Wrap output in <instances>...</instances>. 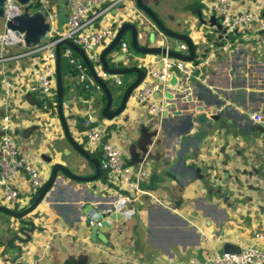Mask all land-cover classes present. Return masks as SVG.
Listing matches in <instances>:
<instances>
[{
  "label": "crops",
  "instance_id": "obj_1",
  "mask_svg": "<svg viewBox=\"0 0 264 264\" xmlns=\"http://www.w3.org/2000/svg\"><path fill=\"white\" fill-rule=\"evenodd\" d=\"M50 1L58 9L65 3V0ZM143 1L170 30L189 34L195 44L207 46L211 43V51L230 41L234 44L229 52L220 50L214 56L207 67L205 83L193 82L192 89L187 90L188 86L181 81L179 86L170 90L174 98L165 113L167 117L152 118L144 108L130 106L120 117L106 120L101 117L106 105L104 99L94 102L96 120L100 123L108 121L117 133V142L127 163L139 162L146 153L152 159L151 174L141 184L148 195L141 197L139 203L121 206L117 194L103 189V180L80 184L59 173L56 187L28 216L36 224L37 231L33 234L32 243L26 247L28 251L20 264H188L192 248L205 249L203 252L208 253L223 249L226 243L242 248L253 242L252 232H264V146L248 147L239 139L236 141L238 147H234L220 140L211 152L207 148L201 153L192 149L191 154L182 155L184 163L176 171V176L168 172L178 160L173 152L178 139L173 127L182 124L199 108L204 107L211 113L219 108L226 112L232 108L240 114L249 110L251 121L264 123V96L252 97L249 92L250 89L261 91L264 88V47L247 41L243 33L230 36V41H227L221 18L213 11L216 0ZM254 1H240L235 10H249ZM106 22L134 24L140 44L152 45L148 29L152 21L138 9L136 0H130L119 10L112 11L104 19ZM4 28V23L3 26L0 24V32ZM248 33L251 31L248 30ZM127 34L131 37L130 32ZM174 41L170 40L169 46L173 51H179L183 42ZM16 48L22 51L24 47ZM10 54L19 53L9 48L5 55ZM2 56L5 57L0 51V120L9 116L12 132L22 151L34 156L38 165L42 164L46 181L56 164H62L78 175H93L94 167L82 156L78 166L70 167L68 160L74 152L65 138L58 112H43L29 89L40 65V55L7 61H2ZM134 66H139V62L137 65L117 67ZM95 69L100 72L99 68ZM134 79L135 75L130 78L129 85ZM123 82L122 88L108 85L113 95V109L120 106L123 89L125 85L129 86L124 78ZM7 83L12 84L10 95L5 93ZM67 87L65 116L74 138L84 143L87 107L83 104L84 95L78 75L67 77ZM255 115L260 117L259 121L254 120ZM50 124H58L62 137H59L58 147L54 149V161L48 164L47 151L42 148L47 143L45 139ZM235 131L232 130V133ZM154 133L157 136L150 139ZM2 134L0 127V138ZM156 140H160L162 145L147 146L149 141ZM230 141L233 142V138ZM65 144L71 149H67ZM94 154L92 157L101 160L100 152ZM63 155L65 159H61ZM255 170L259 173L250 178L242 175L245 171ZM201 176L203 180H200ZM238 177L239 182L236 181ZM17 181L23 199L20 207L24 209L30 206L32 199L26 195L29 182L22 175ZM220 189L222 194H218ZM87 201L101 215L105 214L102 206L110 205L116 209L115 221L108 220L111 226L100 228L97 236L93 234L94 227L87 225L89 215L84 213ZM0 205L12 208L3 202L1 188ZM16 223V220L0 212V232H5L0 234V252L10 238L8 231ZM195 254L199 258L204 256V253L196 251Z\"/></svg>",
  "mask_w": 264,
  "mask_h": 264
},
{
  "label": "built area",
  "instance_id": "obj_2",
  "mask_svg": "<svg viewBox=\"0 0 264 264\" xmlns=\"http://www.w3.org/2000/svg\"><path fill=\"white\" fill-rule=\"evenodd\" d=\"M129 1L65 0L68 22L60 30L58 26L59 9L52 1L38 0L27 6H22L18 0H7L4 19L2 20L5 28L4 31L0 32V51L5 56L4 58L2 56V61L40 55V65L35 77L29 84V89L36 96L41 110L46 113L58 112L56 45L64 40L72 41L84 50L92 65L100 69L98 76L107 85L112 83L118 88H122L124 86L122 76L103 71L100 53L111 45L119 30V26H115L114 22L104 23V19L112 11L119 10ZM240 1L244 0L215 1L213 11L221 18L224 38L230 41V36L243 33L246 35L247 41L264 47V0H255L254 6L250 7L249 10L238 12L235 10V6ZM37 8L39 12L44 14L46 23L50 27L49 40L38 46L27 48L25 35H16V32L8 29L6 24L25 12L33 14ZM148 29L152 35L151 47L163 48L167 51L172 50L169 46L172 39L165 36L154 23L150 22ZM248 30L251 31L250 34ZM233 44L234 42L230 41L225 45L218 46L211 52L205 50L201 58L197 56L196 61L192 62L171 57L169 54L153 55L146 58L145 56L144 58L136 56L135 59L146 72V76L129 98L126 110L130 106L144 108L152 118H164L170 105L168 98V95L172 94L170 90L179 86L181 81L188 86L187 90L192 89L193 82L205 83L208 77L207 67L213 62L214 56L220 50L224 53L229 52ZM12 47H24L26 51L17 55H5L6 51ZM114 52L115 55L126 56V59L131 56L130 45L124 39L121 40ZM176 52L188 53L187 45L183 43L179 51ZM64 55L68 65L78 70V80L82 87L93 89L97 94L101 93V86L87 73L85 66L76 59L74 51L70 47L65 46ZM173 77L177 80L175 85L171 84ZM11 89L12 84L7 83L5 93L10 95ZM95 101L94 97L83 100V104L87 107L84 116L85 149L92 154L100 152V164L104 174L103 189L117 194L121 206L139 203L141 197L148 195V192L142 189L141 184L150 176L153 161L148 153L137 163H127L124 160L123 152L117 142V133L111 129L108 121L100 123L95 118ZM254 120L259 121L260 117L255 115ZM0 127L3 132L0 138L2 199L12 209H18L21 208L20 205L23 200L17 181L20 175L29 182V192L26 195L31 198L38 194L44 186L46 182L45 172L42 164L38 165L34 156L22 151L16 136L12 132L9 116L0 120ZM105 138L107 142L102 144ZM87 225L90 228L97 227L98 229L104 227L101 219L95 220L94 218H89ZM252 238L253 242L250 245L240 247L239 253L213 251L201 259L196 256L195 252H192L188 258V264H264V232H252Z\"/></svg>",
  "mask_w": 264,
  "mask_h": 264
},
{
  "label": "water",
  "instance_id": "obj_3",
  "mask_svg": "<svg viewBox=\"0 0 264 264\" xmlns=\"http://www.w3.org/2000/svg\"><path fill=\"white\" fill-rule=\"evenodd\" d=\"M7 0H0V20L4 19L5 5ZM38 0H18L22 6H27ZM137 7L140 11L148 16V18L157 26V28L168 38L183 42L188 47V53H179L173 50L167 51L163 48L151 47V46H142L138 39V29L137 27L129 22H124L122 24H116L119 26L117 36L111 45L103 50L100 53V61L102 69L104 72L112 75H135L134 81L127 87L124 91L122 101L120 106L117 109H113V95L107 85V83L98 76V72L92 63L88 60L84 50L76 45L74 42L69 40H64L59 42L56 45V56H57V101H58V116L64 131V135L68 143L72 148L80 154L87 162L93 164L95 173L91 176H82L75 174L73 171L68 169L62 164H56L52 168V172L49 176V179L45 182L44 186L41 188L38 194L32 196L30 201V206L27 208H18L12 209L6 206L0 205V212L6 214L11 219L16 220L18 225H13L8 231L10 238L5 242L4 248L0 252V264H20V261L26 256L28 251V244L32 243L33 234L37 231V226L34 222L28 219V216L32 214L48 197L52 192L54 187L59 182L58 174L62 173L64 176L70 180L80 183V184H91L99 180L102 176L103 171L101 169L100 160L92 157V155L85 149L84 143L78 142L72 135L67 118L64 112V100H65V90L64 82L62 77V47H70L76 54L80 56V62L84 63L89 70L92 78L101 86L102 93H95L94 99H106V105L102 111V116L106 120H114L126 111L127 103L131 97L134 90H136L144 80L146 72L141 66H134L130 68H119L115 64L126 61V56L124 55H115V50L121 40L127 33H131V48L138 54L143 56H153L161 54H169L171 57L181 59L186 62L196 61L199 53V44H195L189 34H180L173 30H170L160 17L149 8L143 0H136ZM123 7V6H121ZM120 7V8H121ZM68 10L66 8V3L60 5L58 13V26L59 29L62 28L68 22ZM264 17V12H263ZM6 27L12 31L16 32V35L24 34L25 35V46L27 48L35 47L43 42L49 40V25L46 23L45 16L43 13L36 9V12L30 14L28 12L23 13L22 15L14 17L12 20L8 21ZM113 55L111 60H108V56ZM137 61V60H136ZM176 78L173 77L171 84H176ZM264 83V80H263ZM250 95L252 97L264 96V88L261 91L250 89ZM168 98L173 99L174 96L168 95ZM170 103V102H169ZM171 106L168 107V110ZM173 107V106H172ZM250 111H246L243 114H240L238 111L228 108V111H221L220 108L211 113L205 110L204 107L199 108L196 112L188 115L185 121L173 127V133L178 139L173 146V152L177 155V162L169 168V173L173 176H176V171L180 166L183 165L184 160L182 155L191 154V150H197L199 153L203 151L204 148H207L211 152L212 148L215 147L220 140H223L225 144H231L234 147H238L237 140H241L243 144L248 147H258L264 146V123L263 122H253L249 119ZM167 114H165V117ZM236 130L232 133V130ZM157 133H154L150 139L155 138ZM233 138V142L230 139ZM208 140L210 142H208ZM151 141V140H150ZM147 143L151 146H161V141L156 140L150 143ZM107 139L105 138L102 141V144H105ZM224 147V146H223ZM222 147V148H223ZM225 148V147H224ZM223 148V151H224ZM226 149V148H225ZM146 151V150H145ZM147 154V153H146ZM241 155V152L239 153ZM229 157H227V160ZM49 161V160H47ZM258 174V170L254 172H243V176H248L249 178L253 174ZM240 178L236 179L239 182ZM200 180H203L202 176ZM242 183V182H241ZM253 187V186H251ZM254 189V187H253ZM218 194H222V190H219ZM228 198L225 199L227 201ZM87 210L84 213L89 215V218L96 219H105L103 222L104 226L110 227L108 220L115 221L116 209L110 205L102 206V210L105 214L101 215L96 212L91 206L90 202L87 201ZM85 208V209H86ZM89 208V211H88ZM103 218V219H102ZM98 228H93L94 236H97ZM5 232H0L3 235ZM93 236V238H95ZM223 252L229 253H239L240 247L235 246L229 243H226L223 248Z\"/></svg>",
  "mask_w": 264,
  "mask_h": 264
},
{
  "label": "rangeland",
  "instance_id": "obj_4",
  "mask_svg": "<svg viewBox=\"0 0 264 264\" xmlns=\"http://www.w3.org/2000/svg\"><path fill=\"white\" fill-rule=\"evenodd\" d=\"M66 3V2H65ZM218 18V20H220L219 19V17H217ZM0 24H2V26H3V21L2 20H0ZM127 42H128V44L130 45V52H131V56L126 60V61H124V62H120V63H118V64H115L116 66H120V67H127V66H129L130 64H135V65H137L138 64V62L136 61V56H139V54L138 53H136L135 51H133L132 49H131V37H130V35L129 34H127L126 36H125V38H124ZM151 42H152V35H151V37L149 38V43L151 44ZM172 42H175L174 40H172ZM173 47V46H172ZM199 53H198V57L199 58H201L202 57V55H203V52L205 51V50H208V49H210V52H211V50H212V48H211V43H209L207 46H203V45H200L199 47ZM173 49H175L174 47H173ZM12 50L14 51V52H16V53H22L24 50H25V48H23V50L21 51L19 48H16V47H12ZM139 57H144V56H139ZM112 59V55H110V56H108V60H111ZM133 76V74L131 75H125V76H122L126 81H127V86L129 85V83H130V78ZM110 86H112V83H110ZM127 87H126V85H125V87H124V89H123V91H125V89H126ZM112 89H114V88H112ZM67 92H68V87H67V90H66ZM48 137L45 139L46 140V145H45V147L44 148H42V149H44L45 151H47V156H46V158L49 160L48 161V164H50V163H52V161H54L53 160V157H52V155H54L53 153H54V149L56 148V147H58V145H57V143L59 142V137H62L61 136V130L59 129V127H58V124H53V125H49L48 126ZM63 141H64V139H63ZM62 141V142H63ZM65 146H66V148L67 149H71V147L69 146V145H66L65 144ZM72 152H74L73 154L74 155H72L71 157H70V159L68 160V163H69V165H70V167H76V166H78L80 163H79V160H80V154H78L73 148H72ZM92 156H95V154H92V153H90ZM67 156H70L69 154H67ZM96 157H98L97 155H96ZM61 159H65V157H64V155L61 157ZM91 166V165H90ZM50 167H52L51 165H50ZM230 193V192H229ZM222 198V197H221ZM193 250V252H197V253H204V255H206L208 252H203L205 249H198V250H195V248H192ZM215 251H218V252H223V249L222 248H219L218 250H215ZM213 252V251H212ZM209 254V253H208ZM201 259H203V258H201Z\"/></svg>",
  "mask_w": 264,
  "mask_h": 264
},
{
  "label": "trees",
  "instance_id": "obj_5",
  "mask_svg": "<svg viewBox=\"0 0 264 264\" xmlns=\"http://www.w3.org/2000/svg\"><path fill=\"white\" fill-rule=\"evenodd\" d=\"M64 50H65V46L62 47V54H63V57H62V77H63V82H64V90H65V92H67L66 91L67 90V77L77 76L79 74V72L76 68L70 67L68 65L67 58L64 55ZM74 55L77 56L78 59H80L79 55L76 54L75 52H74ZM139 56H143V55L139 54ZM83 65L85 66L87 73H89V70L86 67V65L84 63H83ZM82 91H83L84 99H90L91 97L93 98L94 94L96 93L93 89H88L84 86L82 87ZM56 99H57V96H56ZM96 100H98V99H96ZM103 102L104 103L106 102L105 98H104ZM101 117L103 118L102 114H101ZM89 164L92 167H94L93 164H91V163H89ZM103 179H104V174H102V176L99 178V180H103Z\"/></svg>",
  "mask_w": 264,
  "mask_h": 264
}]
</instances>
